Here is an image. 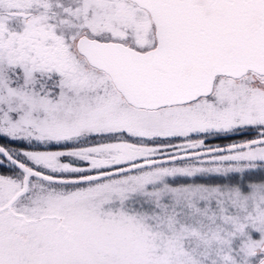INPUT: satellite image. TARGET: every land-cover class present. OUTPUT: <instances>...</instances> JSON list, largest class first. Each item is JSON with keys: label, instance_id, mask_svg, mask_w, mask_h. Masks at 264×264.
Listing matches in <instances>:
<instances>
[{"label": "snow or ice", "instance_id": "6c2138e0", "mask_svg": "<svg viewBox=\"0 0 264 264\" xmlns=\"http://www.w3.org/2000/svg\"><path fill=\"white\" fill-rule=\"evenodd\" d=\"M0 264H264V0H0Z\"/></svg>", "mask_w": 264, "mask_h": 264}]
</instances>
